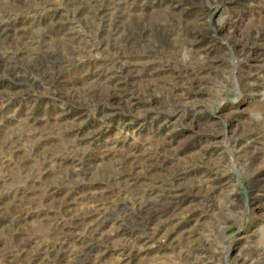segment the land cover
Here are the masks:
<instances>
[{
    "label": "rangeland",
    "instance_id": "1",
    "mask_svg": "<svg viewBox=\"0 0 264 264\" xmlns=\"http://www.w3.org/2000/svg\"><path fill=\"white\" fill-rule=\"evenodd\" d=\"M0 264H264V0H0Z\"/></svg>",
    "mask_w": 264,
    "mask_h": 264
}]
</instances>
